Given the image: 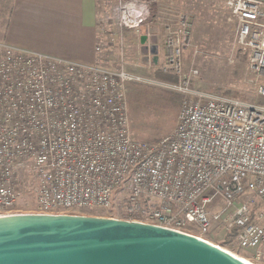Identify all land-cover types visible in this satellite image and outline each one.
<instances>
[{
    "label": "built area",
    "instance_id": "2783aa9c",
    "mask_svg": "<svg viewBox=\"0 0 264 264\" xmlns=\"http://www.w3.org/2000/svg\"><path fill=\"white\" fill-rule=\"evenodd\" d=\"M225 8L264 99V3L226 0ZM149 17L146 2L129 0L117 25L137 32ZM180 19L166 28L163 70L177 76L168 86L186 100L156 143L130 133L127 84L140 80L121 62L88 65L0 42V217L19 214L24 178L36 185L35 214L107 211L123 194L128 221L206 242L224 225L248 261L264 264V104L187 87Z\"/></svg>",
    "mask_w": 264,
    "mask_h": 264
},
{
    "label": "rangeland",
    "instance_id": "374dc122",
    "mask_svg": "<svg viewBox=\"0 0 264 264\" xmlns=\"http://www.w3.org/2000/svg\"><path fill=\"white\" fill-rule=\"evenodd\" d=\"M96 1L98 25L96 58L95 62L88 65L116 68L121 62L128 73L139 78L138 83L145 89L173 93L181 97L178 108L164 110L160 105L148 106L135 102L130 105L127 91L126 110L130 133L134 139L154 142L169 135L176 126L177 116L186 100L183 94L168 86L179 83L177 76L163 70L162 41L167 34L166 28L177 27L181 16L186 23L185 30L189 38V45L185 48L182 59L183 73L190 78L187 87L244 103L264 104V99L257 95L260 80L248 69L245 52L234 43L235 25L225 8L226 0H141L148 4L150 17L137 32L121 31L117 25L118 7L129 0ZM148 34H156L158 37L156 66L150 54L145 56L140 51V37ZM193 71L197 74L192 75ZM156 72L171 75L176 80L172 84L158 80ZM21 182L23 188L17 204V213L35 214L37 211L35 182L28 178L22 179ZM123 197V194L115 196L111 209L107 211H81L72 215L128 221L130 218L124 213ZM191 235L198 236L197 232H192ZM225 237L224 225H221L205 239L247 260L245 257L248 253L240 250L232 241L224 243Z\"/></svg>",
    "mask_w": 264,
    "mask_h": 264
},
{
    "label": "water",
    "instance_id": "95a60500",
    "mask_svg": "<svg viewBox=\"0 0 264 264\" xmlns=\"http://www.w3.org/2000/svg\"><path fill=\"white\" fill-rule=\"evenodd\" d=\"M156 35L140 37L158 64ZM0 264H246L195 236L152 224L82 215L0 217Z\"/></svg>",
    "mask_w": 264,
    "mask_h": 264
},
{
    "label": "crops",
    "instance_id": "0c3cea01",
    "mask_svg": "<svg viewBox=\"0 0 264 264\" xmlns=\"http://www.w3.org/2000/svg\"><path fill=\"white\" fill-rule=\"evenodd\" d=\"M256 1L264 3V0ZM96 2L0 0V42L63 60L91 64L95 62L98 36Z\"/></svg>",
    "mask_w": 264,
    "mask_h": 264
},
{
    "label": "trees",
    "instance_id": "16d2710c",
    "mask_svg": "<svg viewBox=\"0 0 264 264\" xmlns=\"http://www.w3.org/2000/svg\"><path fill=\"white\" fill-rule=\"evenodd\" d=\"M97 3V2H96ZM156 77L158 80L167 82L169 84H172L175 82V77L171 75H166L161 72H156ZM143 85L138 82H130L127 84V91L128 92V98L130 105L132 103H144L145 105L148 106H155V105H160V107H163L164 110H172L176 109L179 107L181 104V97L173 94V93H167V92H158L156 90H149L145 89L142 87ZM148 142V141H147ZM157 141L154 142H149V143H156ZM232 236L233 233H229L226 235L224 239V243H228L232 241Z\"/></svg>",
    "mask_w": 264,
    "mask_h": 264
},
{
    "label": "bare ground",
    "instance_id": "6f19581e",
    "mask_svg": "<svg viewBox=\"0 0 264 264\" xmlns=\"http://www.w3.org/2000/svg\"><path fill=\"white\" fill-rule=\"evenodd\" d=\"M235 256V255H234ZM237 257V256H236ZM237 258H239V257H237ZM240 260H242L243 262H245L246 264H252L251 262H249V261H247V260H244V259H242V258H239Z\"/></svg>",
    "mask_w": 264,
    "mask_h": 264
}]
</instances>
